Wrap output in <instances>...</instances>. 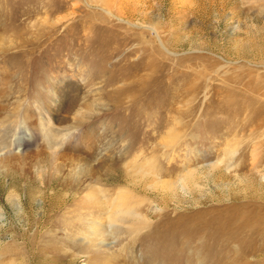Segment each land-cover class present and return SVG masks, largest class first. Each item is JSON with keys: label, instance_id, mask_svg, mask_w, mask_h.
Instances as JSON below:
<instances>
[{"label": "rangeland", "instance_id": "1", "mask_svg": "<svg viewBox=\"0 0 264 264\" xmlns=\"http://www.w3.org/2000/svg\"><path fill=\"white\" fill-rule=\"evenodd\" d=\"M10 121L30 140L20 170L0 151V264H218L219 194L264 207V0H0ZM97 184L151 226L126 237Z\"/></svg>", "mask_w": 264, "mask_h": 264}, {"label": "bare ground", "instance_id": "2", "mask_svg": "<svg viewBox=\"0 0 264 264\" xmlns=\"http://www.w3.org/2000/svg\"><path fill=\"white\" fill-rule=\"evenodd\" d=\"M42 124H43L42 129L46 130L47 132L46 139L52 140L51 142L54 143L53 138H49L50 134L52 133L50 131L52 128L50 127L49 123L46 124L45 122H43ZM8 125L9 126L7 128L2 126V128L5 129V131L0 130V151L5 150V154L4 156H2V160L4 159L3 165L5 166V168L11 166L12 168H15L14 170L17 169L20 170L18 168L19 166L18 164L21 163L20 159L22 158L17 156L11 158V155L13 152V148L16 145L26 146V144L29 143L28 141L29 138L28 139L25 138L24 136L25 134L22 131L23 128H21L20 125L19 126L16 125L14 121H10ZM54 139L58 140V138H54ZM252 160L254 166L253 169H257V172L260 173L261 178L264 179V172L261 169H259V166L262 165V160H263L262 156H254L252 157ZM223 162H224V158L219 159L216 163H214L213 169L219 168L223 164ZM14 163H18V164H14ZM131 170L133 173L138 175L154 174L155 176H158L160 172V169H158L156 165L148 162H146V164L140 163L138 167L135 165V163H133ZM238 176L241 181L244 180L241 174H239ZM219 177L224 178V174H220ZM98 184L95 186L97 192H92L88 195L86 194V197L90 199L92 198L99 199L97 205L99 210H101L104 215H109L112 219H116L118 221L126 222L127 224H129L127 227H123V226L120 227L119 225L120 229H118L120 231H123L126 234V237L128 238L130 237L132 240H134L135 238H137L138 234L141 233L140 231L147 229L151 226L150 214L141 215L140 213H137L135 209L137 208V206H132V205L123 206L122 203L116 201L121 198L119 195H117V197L108 199V197L105 194L102 195L104 189H102ZM224 199L225 198L219 194V198H217L218 201L217 213L219 216H221V220H220L221 235H225L227 237V241L229 245L218 244L219 241H215L214 243L217 246L218 245L221 246L222 249H218V250L215 249L216 251H214L211 248L212 250L211 249L209 250L210 252H212L214 259L218 261L217 262L218 264H255V263L264 262V207L261 204L253 205L249 201H240L237 204H234L233 202L225 203ZM120 211H124V214L120 215ZM0 219H3V214L1 213H0ZM2 226L3 224L0 225V228H3ZM6 229L11 230V227L7 226ZM54 236L52 237L53 239ZM54 243L55 242H51L50 245L53 246ZM30 247L32 248V246ZM254 255H257L258 257L256 258Z\"/></svg>", "mask_w": 264, "mask_h": 264}]
</instances>
